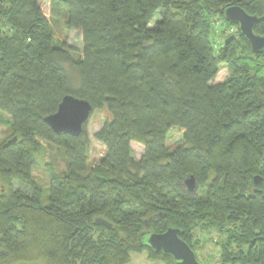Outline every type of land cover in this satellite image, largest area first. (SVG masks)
Instances as JSON below:
<instances>
[{"label":"trees","instance_id":"obj_1","mask_svg":"<svg viewBox=\"0 0 264 264\" xmlns=\"http://www.w3.org/2000/svg\"><path fill=\"white\" fill-rule=\"evenodd\" d=\"M52 2L82 31V57L56 45L39 0H0V114L15 133L0 144V264H128L133 252L175 264L141 237L170 226L198 259V233L216 231L222 263L264 264V50L254 53L224 16L241 6L264 36V0ZM215 16L225 24L219 48ZM222 64L228 78L211 84ZM67 94L107 113L95 134L107 147L97 167L89 121L73 136L44 120ZM176 126L184 144L171 152L166 136ZM41 140L62 148L66 163L50 175L46 204L33 175ZM133 141L145 147L139 161ZM191 176L194 192L185 189Z\"/></svg>","mask_w":264,"mask_h":264},{"label":"rangeland","instance_id":"obj_2","mask_svg":"<svg viewBox=\"0 0 264 264\" xmlns=\"http://www.w3.org/2000/svg\"><path fill=\"white\" fill-rule=\"evenodd\" d=\"M42 10L52 23L54 29V37L57 46H71L75 51H71L74 58L78 59L83 55L84 42L83 34L81 30L69 29L66 26L67 13L65 9L59 8L53 5L52 0H39ZM161 11L156 12L150 26H154L156 21L160 19ZM218 16L213 17V19ZM212 19V18H211ZM235 29V28H234ZM234 30L233 33H235ZM71 76L77 80L78 74L76 70L70 65L69 62L64 63ZM230 74L227 66L220 65L217 76L211 81V84L224 82ZM107 113L102 109L93 111L90 120L88 122V132L91 140L90 144V168L99 166L102 158L107 153V147L104 143L96 139L95 134L102 128L106 120ZM15 136L13 129L11 128V120L7 114H0V144L5 143L10 138ZM184 129L176 126L169 130L166 136V145L170 151L173 152L178 147L184 144ZM43 149L35 156L36 166L33 171V175L36 180L41 184L44 190V203L48 202L50 194V175L52 173H62L66 169V163L64 160V150L56 145L49 144L44 140H41ZM132 148L134 150V158L139 161L145 151L143 144L133 141ZM190 178V177H188ZM187 180V179H186ZM197 185V184H196ZM0 184V188H1ZM198 188V187H197ZM185 189H188V185L185 181ZM191 192V191H189ZM167 230V229H166ZM146 233V232H144ZM200 238V244L197 245V254L202 264H225L222 263L220 258V248L216 244V240H220V235L216 231L198 233ZM220 236V237H219ZM228 241V235L225 234V241ZM226 241V243H228ZM128 264H166L161 261L152 260L145 252H133L131 253V259Z\"/></svg>","mask_w":264,"mask_h":264},{"label":"water","instance_id":"obj_3","mask_svg":"<svg viewBox=\"0 0 264 264\" xmlns=\"http://www.w3.org/2000/svg\"><path fill=\"white\" fill-rule=\"evenodd\" d=\"M224 16L227 20L239 25L241 33L249 40L254 53H260L264 50V36L255 33L254 29L259 22L257 15L249 14L241 6H230L225 9ZM94 109L91 103L83 98L67 94L60 102L58 109L45 117V122L57 134H70L79 136L84 125L90 120ZM19 137L12 139L18 141ZM256 184L262 181L261 176L254 178ZM188 189L191 192L197 190L196 180L191 176L186 180ZM161 214L158 215L160 217ZM96 223H103L112 227L113 225L104 218H96ZM181 230L178 227H168L164 232H146L142 234L147 244L154 250H161L174 258L175 264H202L197 258L195 250L190 244L181 237Z\"/></svg>","mask_w":264,"mask_h":264},{"label":"built area","instance_id":"obj_4","mask_svg":"<svg viewBox=\"0 0 264 264\" xmlns=\"http://www.w3.org/2000/svg\"><path fill=\"white\" fill-rule=\"evenodd\" d=\"M211 25H212V30L214 31V40H215V47L219 48L223 46V42H222V38L220 36L221 29L225 28V24L224 22L221 20V18L217 17L215 19H212L211 21ZM228 29V33H233L234 32V27H227Z\"/></svg>","mask_w":264,"mask_h":264}]
</instances>
